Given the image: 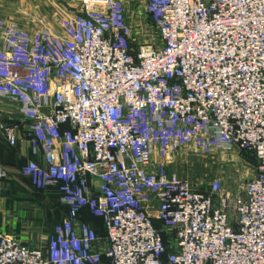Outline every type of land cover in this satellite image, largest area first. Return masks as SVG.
<instances>
[{
  "label": "built area",
  "instance_id": "built-area-1",
  "mask_svg": "<svg viewBox=\"0 0 264 264\" xmlns=\"http://www.w3.org/2000/svg\"><path fill=\"white\" fill-rule=\"evenodd\" d=\"M76 1L62 33L0 20V99L42 157L22 172L70 208L47 250L0 232V264H264V0H147L159 45L134 44L122 0ZM187 145L249 151L256 172L237 196L196 190L169 168Z\"/></svg>",
  "mask_w": 264,
  "mask_h": 264
},
{
  "label": "crops",
  "instance_id": "crops-1",
  "mask_svg": "<svg viewBox=\"0 0 264 264\" xmlns=\"http://www.w3.org/2000/svg\"><path fill=\"white\" fill-rule=\"evenodd\" d=\"M145 1L147 6V0L143 3L145 5ZM123 2L126 8V5L135 6L138 0ZM78 4L76 0H0V20L14 21L23 29H55L62 33L60 21L79 12ZM139 20L142 22V17ZM150 39L148 37L144 43H152ZM0 121L17 127L18 136L15 145L0 137V169L7 173L0 194V232L16 236L30 248L47 250L50 236L55 227L69 217L70 208L62 202L56 187L39 191L22 172L29 161L41 162L42 157L35 155L31 149L28 123L23 121L19 105L0 99ZM174 168L171 165L172 171L178 174ZM156 207L155 202L153 210ZM81 223L96 230L98 239L93 243L92 250L104 256L109 241L102 219L83 209L75 225L78 227ZM104 258L108 263L109 260Z\"/></svg>",
  "mask_w": 264,
  "mask_h": 264
},
{
  "label": "rangeland",
  "instance_id": "rangeland-1",
  "mask_svg": "<svg viewBox=\"0 0 264 264\" xmlns=\"http://www.w3.org/2000/svg\"><path fill=\"white\" fill-rule=\"evenodd\" d=\"M143 1L138 0L135 6L126 5L127 22L135 33L134 44H145V40L151 37L152 43L146 45H159L158 29L148 18L146 1L145 5ZM140 17H142V22L139 20ZM25 30L36 33L43 29ZM50 30L58 33L55 29ZM171 165L176 168L180 177L189 181L196 190L205 191L210 188L214 180L219 179L223 183L225 193L237 196L244 191L247 182L255 174L257 162L252 156L244 154L238 149L226 151L215 148L206 152L196 150L192 145H187L173 154L169 162L170 170H172ZM170 240L173 242L172 237Z\"/></svg>",
  "mask_w": 264,
  "mask_h": 264
},
{
  "label": "trees",
  "instance_id": "trees-1",
  "mask_svg": "<svg viewBox=\"0 0 264 264\" xmlns=\"http://www.w3.org/2000/svg\"><path fill=\"white\" fill-rule=\"evenodd\" d=\"M152 22V21H151ZM11 125H13V124H11ZM1 138H3L2 136H0ZM4 139V138H3ZM242 153H244V154H248V155H250V156H252L254 159H255V161L257 162V159H256V157H255V155L253 154V153H251V152H249V151H243ZM33 185V184H32ZM36 188V187H35ZM37 189V188H36ZM37 190H39V189H37ZM39 191H44V190H39ZM156 224H157V226L158 227H160L161 226V223L158 221V220H156Z\"/></svg>",
  "mask_w": 264,
  "mask_h": 264
}]
</instances>
